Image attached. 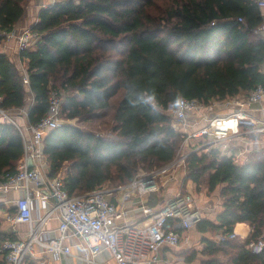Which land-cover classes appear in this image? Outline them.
Here are the masks:
<instances>
[{"label": "trees", "instance_id": "trees-1", "mask_svg": "<svg viewBox=\"0 0 264 264\" xmlns=\"http://www.w3.org/2000/svg\"><path fill=\"white\" fill-rule=\"evenodd\" d=\"M30 1L0 0L1 32L15 31ZM262 23L257 0L63 1L39 11L30 29L39 39L19 53L28 85L0 52V108L20 110L31 93L27 121L36 125L48 112L50 92L63 89L68 95L62 115L73 120L107 110L124 90L111 135L62 124L43 139L48 177L65 167L70 197L108 182L123 186L138 171L161 168L177 157L185 136L172 127L170 104L186 98L207 105L264 87V39L255 34ZM23 157L19 130L1 121L0 180L16 173ZM185 163V180L196 190L220 187L216 222L202 219L197 232L228 235L238 224L251 227L242 242L204 238L199 263L264 264V249L247 248L264 235V152L237 164L209 147L189 152ZM7 239L15 240L0 232V246ZM195 257L192 251L186 259L191 263Z\"/></svg>", "mask_w": 264, "mask_h": 264}, {"label": "built area", "instance_id": "built-area-1", "mask_svg": "<svg viewBox=\"0 0 264 264\" xmlns=\"http://www.w3.org/2000/svg\"><path fill=\"white\" fill-rule=\"evenodd\" d=\"M63 1L67 0H48V5L43 8ZM257 6L261 11L264 0H257ZM255 34L264 39V20ZM0 37L14 39L19 53L33 48L39 39L30 29L7 34L0 31ZM23 83L29 84L26 74ZM62 98L60 93L51 92L49 109L44 118L36 125L27 126L25 130L16 126L23 139L25 161L17 167L16 173L0 180V192L7 194L23 189L24 196L14 201L15 213L9 215L7 220L13 224L28 225L29 230L23 239H7L2 243L0 264H31L36 261L44 264V260L38 257L42 254L59 260L71 255L70 246L65 241L72 237L80 239L85 245L87 252L83 260L86 264H99L95 258L103 251L110 253L115 264H170L161 257V251L178 247L180 233L189 231L202 220L194 197L189 193H178L166 200L158 211L141 204L145 222L133 224L126 221L128 212L124 207L135 197L157 191L158 172L137 174L130 183L118 189L105 190L102 185L86 194L70 197L61 177L49 178L45 175L49 168L43 153L44 137L62 125ZM254 105L258 106L264 116V87L261 85L244 98L213 100L207 105L180 98L175 104H170L166 112L173 120L175 131L185 136L186 148H189H185L187 153L181 158L183 165L189 152L204 148V144L200 145L203 140H208V146H217L239 136L243 127L248 134L264 140V118L260 120L247 113ZM230 108L232 110L225 116L216 113L219 109ZM195 113H203L199 119L203 126L193 131L191 129L194 124L190 123V116ZM0 116L16 125L1 108ZM26 132L29 133V139L24 136ZM191 140H200L197 141L199 145L188 147ZM114 193L120 195L116 203L107 198ZM51 220L58 221L54 230L47 229ZM236 239L237 235L231 233L220 235L218 241ZM247 248L261 252L264 249V238L251 241Z\"/></svg>", "mask_w": 264, "mask_h": 264}, {"label": "crops", "instance_id": "crops-1", "mask_svg": "<svg viewBox=\"0 0 264 264\" xmlns=\"http://www.w3.org/2000/svg\"><path fill=\"white\" fill-rule=\"evenodd\" d=\"M48 5V0H31L30 4L27 7L26 13L24 15L23 20L20 22V24L15 28V33L20 32L21 30L24 29H31V27L37 22L38 18V13L41 9H43L44 6ZM261 15L264 20V8L261 9ZM0 52L5 54L10 60L17 66L18 69L24 68L25 64L20 60L19 52L17 51V45L14 39H8L4 40L2 44L0 45ZM27 75V74H26ZM30 98V103L20 110H14L15 112H21L20 114L17 113L15 117L12 119L15 121L16 125L19 128L25 130L27 126L30 124L27 121V112L29 109V106L32 104V96L28 95ZM246 96L244 95H239L237 97H234L236 99L239 98H244ZM232 110L230 109H219V111H216L217 114L220 116H225L229 114V111ZM246 110V109H245ZM247 113L257 119H263V113L260 109H258L257 105L251 106L248 110ZM203 114V113H202ZM202 114H193L190 116V123L194 124L193 128L191 130L196 131L197 129L201 128L203 126V123L199 120L200 116ZM5 119L0 116V122L4 121ZM6 122H8L6 120ZM10 123V122H9ZM24 136L26 139H29V133H24ZM196 141V140H194ZM193 140L190 141L189 145H193ZM212 149H219L221 152L222 156L226 157H232V159L237 163V164H243L245 163L251 154L253 153H258V152H264V140L261 139L259 136L256 135H250L247 133L246 128L241 129V133L239 136H235L229 141L222 142L221 144H218L217 146L212 145L209 146ZM25 157L21 159V161L18 164V167L20 164L24 163ZM49 168V163L47 165V169ZM45 175H48V170H46ZM183 178V177H182ZM181 178V179H182ZM189 184L186 185V190L185 192H177L178 193H191L190 190L194 188V184L192 182H188ZM220 187H218L214 192L209 193L207 190L199 192L196 194L197 196L193 195L194 201H203L204 205L202 207H197V209L201 213L202 219H206L209 221L216 222V216L217 214L222 210V199L219 194ZM25 192L23 189H20L18 191H10L7 194L1 193L0 192V213L4 212L6 214V221L10 224V228L8 230H1L0 232L13 236L15 240H20L23 239L27 231L29 230V226L25 224H13L10 223L7 220V217L12 214V211H15L14 207V201L19 198L24 196ZM174 195H161L159 197V194L156 192L150 193L146 196L143 197H136L133 198L128 204L125 205V209H127L128 212V218L131 220L129 223H143L145 222V218L142 214V211L140 209V205L144 204L146 206L152 207L154 210L158 211L161 209L163 203L174 197ZM118 193H114L112 196H108L107 198L111 201L116 203L117 199L119 198ZM197 197V199H196ZM162 198V200H161ZM150 199V200H149ZM215 200V202H213ZM197 204V203H196ZM58 226V221L57 220H51L48 225L47 229L49 230H54ZM181 232V231H180ZM251 232V227L249 224H238L234 228V231L232 233H235L237 235L238 241H244L248 234ZM187 231H182L181 234V241L184 240L186 242L184 245H181V247L178 245V247L174 249H163L161 251V257L167 261L170 264H177V259L182 260L180 264H200L199 259H195L194 262L189 263L184 256V254L187 252L188 248L189 249H196V251L200 252L203 247V239L208 238L212 239L214 241H218V238L220 234H212V233H199L201 235L200 239V244L197 246V248H192V245L194 244L189 238L188 235H186ZM261 237L264 238V235ZM180 241V242H181ZM66 245L70 246V251L71 255L67 257L60 258L59 260H53L50 255L48 254H42L41 256L38 255V257L42 258L44 260V264H86L83 260L84 255L86 254L87 250L83 242L76 238L72 237L69 238L65 241ZM180 244V243H179ZM192 244V245H191ZM95 261L99 264H109L110 261L112 260V257L108 251H103L101 254L96 256ZM31 264H39V262H32Z\"/></svg>", "mask_w": 264, "mask_h": 264}, {"label": "rangeland", "instance_id": "rangeland-1", "mask_svg": "<svg viewBox=\"0 0 264 264\" xmlns=\"http://www.w3.org/2000/svg\"><path fill=\"white\" fill-rule=\"evenodd\" d=\"M27 7H26V10H27ZM4 40H7V39H4ZM19 70H20L21 74L24 77V75L26 74V68L24 67V68H21ZM51 92H53V91H51ZM51 92H50V94H51ZM54 92H58V93H60L62 95V97H63L62 98V103L64 104L65 99H66V97L68 95L67 92L64 91L63 89H59L58 91H54ZM30 95H31V93H30ZM123 95H124V90H120L110 100V106H109V108L107 110L97 111L94 114H92L91 116H88L86 118H77V119L69 120V119H66L64 117V115H62V113H61V123L63 125L69 124V125L77 126V127L82 128L83 130L91 131V132H94V133H96L98 135H101V136L111 135V128H112V125H113V118L112 117H113L115 109H116L119 101L122 99ZM28 103H30V98L29 97L27 99V105H28ZM17 113L20 114L21 112H15L14 113V110L13 111H8V112L6 111V115H8L11 118L15 117V115ZM167 115H169V114L167 113ZM169 117H170V120L172 122L173 120H172L171 116H169ZM4 121H6V119ZM171 124H172V127H173V123H171ZM197 141H200V140H196V141L193 140V143H195V144H193L191 146V145H189V143H190L189 142L187 146L188 147L189 146L195 147L196 145H199V142H197ZM207 142H208V140H206V141L203 140L200 145L204 144V149H207V148H209V146L207 145ZM43 147H44V145H43ZM185 148H186V144H185V138H184L183 142L180 144L177 157L171 163H169L168 165H165V166H163L161 168L153 169L151 171H142V170H140V171H138L136 173V175L137 174H146V173H150V172L151 173L152 172H155V173L158 172L160 175L156 178V181H157V191H156V193L159 194V197L161 195H164V194H167V195L170 196V195H174V194H176L177 192H180V191L181 192H185L186 185L189 184L188 182H191V181H187L186 182V180H185V175H186L185 165H186V163L183 165V163L181 162V158L187 153ZM186 149H189V148H186ZM186 157H187V155H186ZM168 166H170L169 169L167 171H165V173H162L165 170V168L168 167ZM48 172H49V169H48ZM57 177H61L63 180L65 179V177H66L65 167L57 175ZM57 177H55V178H57ZM120 187L121 186L117 187L116 185H114L112 183L110 184L108 182V183H105L103 185L102 189L112 190V189H118ZM182 187H183V189H182ZM202 191H206V189L196 190V187L194 185V188L190 190L191 193H189V194H191L192 196L193 195L197 196L196 194H198L199 192H202ZM196 199H197V197H196ZM161 200H162V198H161ZM213 202H215V200H213ZM196 203H197L196 206L199 207V208L204 205L203 201H196ZM5 219H6V214H4V212H1L0 213V228H1V230H8L10 228V224ZM130 221L131 220L128 218L127 222L129 223ZM122 222L123 221H120L119 223H122ZM186 235H188V238L194 243L193 245L191 244L192 248H197V246L200 244L201 235L199 234V232L196 231L195 227L190 229L189 231H187ZM184 242H186V241L182 240L180 242L179 246L181 247V245H184V247H186ZM192 251L196 252L195 259L196 258L198 259L200 257V255H199V252L196 251V249L194 250V249H189L188 248V250L184 254V256L187 257L188 255H190L192 253ZM181 262H182V260L177 259V264H180ZM109 264H115V262L114 261H110Z\"/></svg>", "mask_w": 264, "mask_h": 264}, {"label": "clouds", "instance_id": "clouds-1", "mask_svg": "<svg viewBox=\"0 0 264 264\" xmlns=\"http://www.w3.org/2000/svg\"><path fill=\"white\" fill-rule=\"evenodd\" d=\"M149 100H154V96L149 97Z\"/></svg>", "mask_w": 264, "mask_h": 264}, {"label": "water", "instance_id": "water-1", "mask_svg": "<svg viewBox=\"0 0 264 264\" xmlns=\"http://www.w3.org/2000/svg\"><path fill=\"white\" fill-rule=\"evenodd\" d=\"M69 1H73V0H69Z\"/></svg>", "mask_w": 264, "mask_h": 264}]
</instances>
